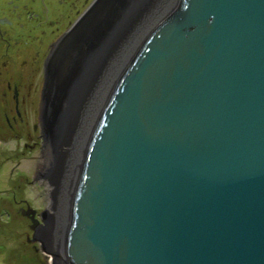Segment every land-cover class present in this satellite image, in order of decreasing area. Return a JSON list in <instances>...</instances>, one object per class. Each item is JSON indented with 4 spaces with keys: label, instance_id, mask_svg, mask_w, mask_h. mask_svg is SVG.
Returning a JSON list of instances; mask_svg holds the SVG:
<instances>
[{
    "label": "water",
    "instance_id": "95a60500",
    "mask_svg": "<svg viewBox=\"0 0 264 264\" xmlns=\"http://www.w3.org/2000/svg\"><path fill=\"white\" fill-rule=\"evenodd\" d=\"M38 121L52 264H264V0H94Z\"/></svg>",
    "mask_w": 264,
    "mask_h": 264
},
{
    "label": "rangeland",
    "instance_id": "374dc122",
    "mask_svg": "<svg viewBox=\"0 0 264 264\" xmlns=\"http://www.w3.org/2000/svg\"><path fill=\"white\" fill-rule=\"evenodd\" d=\"M93 1L69 0L68 5L74 4L70 16L68 6L58 9L54 4L57 13L50 14L51 20L59 15L65 24L59 31L55 27H44L49 39L45 43L54 41L52 44H55L69 29L67 23H75ZM37 85L39 93L41 85ZM37 112L36 98L34 107L27 112V127L23 128L24 135L20 140L14 139L10 131L12 137L6 138L4 133L7 131L0 129V136L4 134L0 137V264H52V257L45 254L38 243H27V239L32 238L30 221L19 213V209H26L24 204H27L36 211L39 220V215L49 209L48 189L44 181L36 178L44 162L39 128L33 130L38 126ZM27 134L28 139L25 138Z\"/></svg>",
    "mask_w": 264,
    "mask_h": 264
},
{
    "label": "flooded vegetation",
    "instance_id": "af4514ba",
    "mask_svg": "<svg viewBox=\"0 0 264 264\" xmlns=\"http://www.w3.org/2000/svg\"><path fill=\"white\" fill-rule=\"evenodd\" d=\"M68 3L69 0H0V129L7 131L6 138H22L27 112L34 107L36 98L38 121L44 63L54 42L45 43L49 39L44 27L59 31L65 24L63 17L57 15L51 20L50 14L57 13L55 5L58 9L68 6L70 16L74 4ZM72 24L67 23L68 28ZM37 83L41 85L39 93ZM37 128L40 133L39 121L33 130ZM24 205L27 209L28 205Z\"/></svg>",
    "mask_w": 264,
    "mask_h": 264
},
{
    "label": "bare ground",
    "instance_id": "6f19581e",
    "mask_svg": "<svg viewBox=\"0 0 264 264\" xmlns=\"http://www.w3.org/2000/svg\"><path fill=\"white\" fill-rule=\"evenodd\" d=\"M42 158L44 159V164H45V154H44V152H42ZM44 166V165H43ZM42 169V168H41ZM51 205L49 204V207H50ZM50 211H51V208L49 209ZM49 211V212H50ZM50 250H51V248H49ZM54 250V249H53ZM53 250H51L52 252H54ZM59 263V262H58ZM61 264H63L62 262H60Z\"/></svg>",
    "mask_w": 264,
    "mask_h": 264
}]
</instances>
